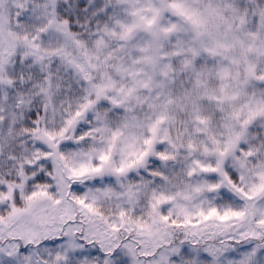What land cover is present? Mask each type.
Here are the masks:
<instances>
[{
  "label": "rangeland",
  "instance_id": "374dc122",
  "mask_svg": "<svg viewBox=\"0 0 264 264\" xmlns=\"http://www.w3.org/2000/svg\"><path fill=\"white\" fill-rule=\"evenodd\" d=\"M111 2L103 27L71 40L48 0H0V126L28 105L46 111V142L27 139L13 155L0 138V241L57 231L72 200L89 213L107 200L116 211L98 231L134 229L148 242L170 222L210 219L257 235L264 0ZM131 251L105 259L68 228L33 250L2 242L0 264H264L255 247L183 246L152 262Z\"/></svg>",
  "mask_w": 264,
  "mask_h": 264
},
{
  "label": "trees",
  "instance_id": "16d2710c",
  "mask_svg": "<svg viewBox=\"0 0 264 264\" xmlns=\"http://www.w3.org/2000/svg\"><path fill=\"white\" fill-rule=\"evenodd\" d=\"M48 3L51 7L52 21L55 25H60L71 40L85 39L103 27L108 22L113 5L111 0H48ZM17 117L11 127L0 126V138L5 143H9L6 148L13 155L27 139L46 142L44 134L46 111L44 108L28 105ZM48 146L55 150L54 154H57L56 146ZM0 149V155L8 150H5L4 146ZM41 177V175L37 177L38 181L42 179ZM229 177L234 183V174L229 173ZM224 178L225 175H221V180ZM17 204L20 205L19 202ZM72 205L74 217L57 223V231H53L48 236L41 235L39 240H32V242H21L20 239L4 237L0 244L6 241L19 250H33L44 244L54 245L66 239V231L70 228L76 242L84 247L96 249L105 259H109L110 256L123 249L131 251V248L135 259L151 262L157 260L160 257L158 255L163 253L169 255L183 246H192L195 249L207 247L214 251L222 248L225 252L234 248L242 250L244 247L264 249V227L256 229L258 230L257 235L240 237L236 227L233 225L228 227L227 223L222 224L215 219L188 224L170 222L164 228V237L157 235L153 242H148L145 236L140 235L134 229L128 232L124 227H115L104 233L98 231V227L103 229L106 226L104 216L116 211L115 206L107 200L92 207L90 213L84 211L78 201L72 200Z\"/></svg>",
  "mask_w": 264,
  "mask_h": 264
}]
</instances>
